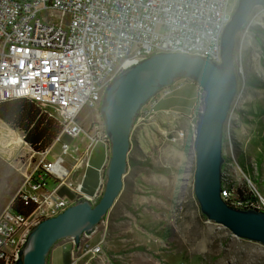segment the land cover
Wrapping results in <instances>:
<instances>
[{
	"label": "built area",
	"instance_id": "1",
	"mask_svg": "<svg viewBox=\"0 0 264 264\" xmlns=\"http://www.w3.org/2000/svg\"><path fill=\"white\" fill-rule=\"evenodd\" d=\"M230 2L0 0V103L27 100L61 127L52 146L37 153L41 158L17 190L15 198L32 211L28 215L12 212L11 201L0 212V264H17L32 227L87 198L82 182L91 153L100 145L106 158L110 148L98 108L111 80L160 53L195 55L219 63L220 37L230 20ZM40 13H47V17H39ZM177 82L163 88L160 97L144 107L154 108L160 98L171 95ZM84 110L95 112V118L88 123L81 121ZM194 126L191 119V130ZM3 135L11 139L8 133ZM62 135L70 141L81 137L82 152L60 142ZM56 145L59 152L52 155L53 161H47ZM105 164L106 160L97 170L96 189L104 188ZM80 169L82 173L73 181ZM48 179L53 182L51 190H47ZM62 190L67 193L61 194ZM220 196L224 201L228 198L223 188ZM77 250L81 257L100 252L99 246L89 241Z\"/></svg>",
	"mask_w": 264,
	"mask_h": 264
},
{
	"label": "rangeland",
	"instance_id": "2",
	"mask_svg": "<svg viewBox=\"0 0 264 264\" xmlns=\"http://www.w3.org/2000/svg\"><path fill=\"white\" fill-rule=\"evenodd\" d=\"M230 4L231 17L237 0ZM38 16L47 17V13ZM234 68L237 93L223 128L221 188L228 196L226 201L231 197L228 188L233 196L237 188L255 194L256 205L245 202L242 206H257L264 212V6L254 8L237 35ZM177 81L171 95L160 98L152 109L143 107L135 119L122 192L96 228L98 255L81 258L77 250L80 245L75 247L70 239L54 246L71 243L73 260L80 256V260L88 258L89 264H264L262 245L233 236L200 212L193 193L195 131L190 122L194 119L197 123L204 93L199 88L189 90L184 79ZM159 92L153 98L160 97ZM94 118L95 112L90 110L81 114L85 123ZM22 137L0 121V212L15 199L41 158L24 145ZM19 138L15 144L13 139ZM6 144L11 145L5 148ZM68 144L77 146L79 153L84 149L81 137ZM58 152V145L53 146L47 161H53L52 155ZM109 155L110 148L105 168ZM81 171L73 175V181ZM52 188L53 183L48 182L47 190ZM103 190L95 189L85 199L94 205ZM239 205L234 203V209H243ZM84 241H89L88 236H83L80 244Z\"/></svg>",
	"mask_w": 264,
	"mask_h": 264
},
{
	"label": "water",
	"instance_id": "3",
	"mask_svg": "<svg viewBox=\"0 0 264 264\" xmlns=\"http://www.w3.org/2000/svg\"><path fill=\"white\" fill-rule=\"evenodd\" d=\"M262 6L264 0H237L221 34L220 63L195 55L160 53L121 71L111 80L98 108L110 141L104 190L98 203L92 205L80 199L56 217L44 219L32 227L17 264H46L57 242L70 239L78 247L83 236L96 231L122 192L128 171L130 135L138 113L157 92L181 79L195 83L204 93L203 110L198 115L194 137L193 193L200 212L207 220L228 229L233 236L264 247V212L231 208L220 196L223 128L237 93L234 68L237 35L254 8ZM91 155L92 161L82 182V191L87 195L94 194L98 185L97 169L106 160L100 145L94 147ZM86 182L87 188H84Z\"/></svg>",
	"mask_w": 264,
	"mask_h": 264
},
{
	"label": "trees",
	"instance_id": "4",
	"mask_svg": "<svg viewBox=\"0 0 264 264\" xmlns=\"http://www.w3.org/2000/svg\"><path fill=\"white\" fill-rule=\"evenodd\" d=\"M184 81H185V86H188L189 90L190 89L198 90V86L195 83L185 79ZM181 90L182 89L177 90L173 92V94ZM0 121L3 122L5 125H7L10 129H13L21 133L25 144L35 153L44 152L50 146H52L53 142L61 132V127L59 126L57 121H55L52 118H49L46 114L42 113L34 103L24 99H18V100H12V101L0 103ZM68 141L70 140L68 139L67 136L62 135L60 137V142L64 143ZM91 157L92 155L90 156L89 163H91L92 161ZM48 182H52V181L48 179ZM87 184L88 183L86 182L84 188H87L86 187ZM228 190L231 197L226 201V203L231 208H235L233 204L236 202H238V204H241L238 207H241L245 202L246 203L252 202L255 205L258 203L257 197L253 193L245 194V192L242 191L241 188H237L235 190V196H233L232 195L233 191H231V188H228ZM65 193H67V191L65 190L61 191V194H65ZM98 201L95 204H97ZM10 207L13 212H17V213L21 212L24 215H28L32 211L31 206L23 207L17 197L13 200ZM241 208L245 209V206H242ZM254 209L258 210L257 206ZM105 218L106 216L103 217L102 221ZM46 264H47V259H46Z\"/></svg>",
	"mask_w": 264,
	"mask_h": 264
},
{
	"label": "crops",
	"instance_id": "5",
	"mask_svg": "<svg viewBox=\"0 0 264 264\" xmlns=\"http://www.w3.org/2000/svg\"><path fill=\"white\" fill-rule=\"evenodd\" d=\"M88 240L89 243L93 246L100 244V241H98V238L96 236V231L92 235L88 236ZM72 250L73 246L71 245V243L70 245L66 243L54 247L47 258V264H89L88 258H83V260H80L79 256L76 257V260H73Z\"/></svg>",
	"mask_w": 264,
	"mask_h": 264
},
{
	"label": "bare ground",
	"instance_id": "6",
	"mask_svg": "<svg viewBox=\"0 0 264 264\" xmlns=\"http://www.w3.org/2000/svg\"><path fill=\"white\" fill-rule=\"evenodd\" d=\"M199 88V87H198ZM196 128H197V125L196 126H194V131H195V133H196ZM195 137V136H194ZM13 141L15 142V144L16 143H19V141H20V138L19 139H17V140H14L13 139ZM23 141V140H22ZM24 142V141H23ZM11 144H6L4 147L5 148H8L9 146H10ZM98 170V169H97ZM221 171H222V167H221ZM224 201V200H223ZM226 202V201H225Z\"/></svg>",
	"mask_w": 264,
	"mask_h": 264
},
{
	"label": "snow or ice",
	"instance_id": "7",
	"mask_svg": "<svg viewBox=\"0 0 264 264\" xmlns=\"http://www.w3.org/2000/svg\"><path fill=\"white\" fill-rule=\"evenodd\" d=\"M44 63H47V61H44ZM23 66H24V63H23V61H21V67H23ZM29 67L31 68L32 65H29ZM43 71H50V69L44 68Z\"/></svg>",
	"mask_w": 264,
	"mask_h": 264
}]
</instances>
